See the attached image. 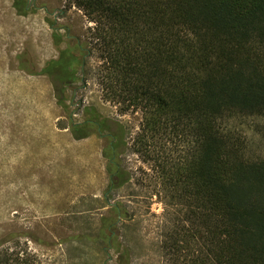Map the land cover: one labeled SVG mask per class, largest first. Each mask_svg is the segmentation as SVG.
I'll list each match as a JSON object with an SVG mask.
<instances>
[{
    "label": "trees",
    "instance_id": "trees-1",
    "mask_svg": "<svg viewBox=\"0 0 264 264\" xmlns=\"http://www.w3.org/2000/svg\"><path fill=\"white\" fill-rule=\"evenodd\" d=\"M70 3L94 24L88 54L99 60L104 98L122 113L141 112L131 147L150 166L138 185L164 205V255L172 264H264V0ZM82 51L77 43L55 63L65 87L77 80ZM70 128L80 140L101 123L71 120ZM110 142L113 152L117 136ZM124 183L110 164L107 205ZM111 210L115 218L92 240H104L110 261L124 219L120 203ZM121 246L120 262L128 258ZM14 263L27 261L0 260Z\"/></svg>",
    "mask_w": 264,
    "mask_h": 264
},
{
    "label": "rangeland",
    "instance_id": "rangeland-1",
    "mask_svg": "<svg viewBox=\"0 0 264 264\" xmlns=\"http://www.w3.org/2000/svg\"><path fill=\"white\" fill-rule=\"evenodd\" d=\"M16 3H24L27 13L20 14ZM93 26L70 0H0V241H7L0 260L172 264L160 248L164 205L154 188L137 183L150 172L131 147L142 115L122 113L104 98L99 60L95 52L88 54ZM77 43L83 48L82 69L65 87L55 63ZM86 119L101 123V132L92 129L89 137L77 140L81 133L71 130L70 121ZM112 135L117 136L113 152ZM112 163L126 183L109 195L107 205ZM117 203L124 219L110 261L104 240H92L106 232ZM82 235L91 238L76 239ZM120 244L128 257L121 262Z\"/></svg>",
    "mask_w": 264,
    "mask_h": 264
},
{
    "label": "water",
    "instance_id": "water-1",
    "mask_svg": "<svg viewBox=\"0 0 264 264\" xmlns=\"http://www.w3.org/2000/svg\"><path fill=\"white\" fill-rule=\"evenodd\" d=\"M106 197V194L104 195V198Z\"/></svg>",
    "mask_w": 264,
    "mask_h": 264
},
{
    "label": "flooded vegetation",
    "instance_id": "flooded-vegetation-1",
    "mask_svg": "<svg viewBox=\"0 0 264 264\" xmlns=\"http://www.w3.org/2000/svg\"><path fill=\"white\" fill-rule=\"evenodd\" d=\"M26 11H27V8H26Z\"/></svg>",
    "mask_w": 264,
    "mask_h": 264
}]
</instances>
